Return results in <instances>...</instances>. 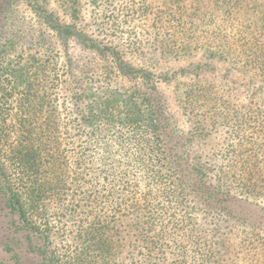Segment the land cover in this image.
<instances>
[{
    "label": "trees",
    "instance_id": "obj_1",
    "mask_svg": "<svg viewBox=\"0 0 264 264\" xmlns=\"http://www.w3.org/2000/svg\"><path fill=\"white\" fill-rule=\"evenodd\" d=\"M10 2L1 0L0 30ZM59 3L68 11L78 8L80 0ZM210 3L215 12L203 14ZM259 6L236 0H99L112 25L143 18L149 31L141 40L111 39L110 32L99 43L43 12L42 25L55 31L59 41L73 36L87 42L102 60L112 58L123 77L140 80L150 92L136 86L130 94L112 95L106 80L100 92L91 91L89 71L75 62L59 66L48 35L42 36V44H48L43 54L0 64V214L7 218L0 238L7 264H125L127 259L128 264H166L169 259L174 264H223L237 259L244 245L251 264H264L257 218L231 209L233 198L226 194L229 174L240 181L243 169L224 161L204 167L183 162V141L172 134L154 75L135 71L124 60L147 50L177 57L205 40L215 60L250 67L264 77V12ZM214 13L215 22L205 20ZM13 42L7 40L6 47ZM6 47L0 46L1 57ZM212 93L200 83L185 91L184 100L208 103L217 99ZM257 104L245 106L236 125L238 138L229 147L264 164V99ZM204 133L199 125L189 134Z\"/></svg>",
    "mask_w": 264,
    "mask_h": 264
},
{
    "label": "rangeland",
    "instance_id": "obj_2",
    "mask_svg": "<svg viewBox=\"0 0 264 264\" xmlns=\"http://www.w3.org/2000/svg\"><path fill=\"white\" fill-rule=\"evenodd\" d=\"M236 1L250 6L260 5L259 7H262L260 10L264 12V0ZM5 8L6 16L3 20V28L0 30V46L1 48L6 47V41L11 38L14 42L10 47H6V52L2 57L0 56V64L3 63L4 67L24 61L29 54H43L48 44H42V36L48 35L49 41L53 43L58 53L59 66L64 67L69 61V64L75 62L81 66L82 70L89 71L86 81L91 91L100 92L101 84L105 80L106 83L109 82V93L112 95L130 94L136 86L142 87L140 80L133 79L134 77H123L115 68L112 58L102 60L94 51L88 49L87 42L72 38L73 36L65 42L59 41L55 31L48 30L45 24L42 25L41 16L44 11L51 12L57 20L56 24H72L78 33L98 43L99 39L110 32L114 34L111 39L127 36L140 40L145 39L149 33L145 19L132 18L131 22L122 26L120 21H115L118 25H112V18L108 14L101 13L99 0H80L78 8L68 11L61 6L59 0H11ZM204 12L207 14L215 12L212 3L203 9V14ZM214 16H216L215 13L210 19L207 15L205 20L215 22L217 17ZM226 17L230 22L232 16L227 15ZM251 24L250 22L245 23L249 26ZM260 26L264 27V24L261 23ZM113 27L118 32H114ZM29 38L31 43L27 44ZM192 46V49L182 50L177 57L161 56L148 50L144 55L128 54L124 59L125 65L135 71L147 69L154 75V85L162 97L160 106L171 123L172 134L179 136L183 141L181 143L180 140L183 162L194 167H204L208 164L220 166L224 161L233 167L239 166L243 169L244 176L240 181L236 179V174H229L230 186L226 194L233 198L231 209L257 218L254 220L256 222L254 227L258 229L256 232L260 233L264 240V164L260 159L248 160L240 151L229 147L230 141L238 138L235 133L236 125L246 110L245 106L256 107L257 102L264 99V77L259 72L256 74L250 67L238 68L230 62L215 60L209 55L212 52L209 47L210 42L201 40ZM49 51L50 47L46 52ZM200 83L212 90L213 97L217 99L211 98L212 100L207 101L208 103L196 100L191 104L185 102V91L199 86ZM149 85L152 84L149 83ZM142 90V92H150L144 86ZM109 93L106 91L107 96ZM128 108L127 111H133V107ZM215 108L221 109L223 113L213 114L210 110ZM225 112L229 114L227 119L222 116ZM199 125L206 130L207 133H204L206 136L190 135L192 129ZM257 163L260 164L257 165ZM208 183L215 185L214 180H209ZM189 194L200 193L192 191ZM1 214L0 225L7 221V218ZM243 229L246 227L241 230ZM240 247H243V244L237 246L236 249ZM244 247L243 253L237 259L222 261L223 264H251L247 260L249 249L246 245ZM6 250L3 239L0 238V264H7L9 255ZM172 261L169 259L166 264H174ZM124 262L128 264V259Z\"/></svg>",
    "mask_w": 264,
    "mask_h": 264
}]
</instances>
